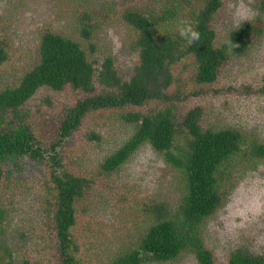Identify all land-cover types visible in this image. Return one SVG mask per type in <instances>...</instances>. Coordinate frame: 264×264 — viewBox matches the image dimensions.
<instances>
[{
  "label": "trees",
  "instance_id": "1",
  "mask_svg": "<svg viewBox=\"0 0 264 264\" xmlns=\"http://www.w3.org/2000/svg\"><path fill=\"white\" fill-rule=\"evenodd\" d=\"M225 4L111 0L102 17L81 6L78 17L86 42L47 31L37 64L17 83L3 84L0 74V264H39L21 253L22 245L10 235L11 211L4 204L11 183L32 184L34 179L41 184L40 218L49 231L48 246L40 249L47 256L57 255V264H88L77 227L89 196L103 198L111 184L73 171L66 149L73 148L87 119L108 112L131 125L132 135L105 157L96 175L110 178L149 145L182 172L186 191L176 206L140 201L150 224L136 237L135 248L121 251L107 264H168L189 254L197 264H217L204 239V225L234 191L239 168L264 159V142L234 127L216 128L207 123L204 106L190 105L209 95L226 66L246 54L262 34L261 24H243L219 42L217 21ZM106 20H122L133 31L137 55L124 75L113 57L100 63L91 56L97 50L91 39ZM7 60L0 47V66ZM43 90L77 97L69 101L59 123L52 118L42 125L56 135L50 143L38 139L32 123L41 117L33 116L31 102ZM50 101L46 97L45 104L52 106ZM89 136L100 139L95 132ZM228 264H264V252L238 248Z\"/></svg>",
  "mask_w": 264,
  "mask_h": 264
},
{
  "label": "rangeland",
  "instance_id": "2",
  "mask_svg": "<svg viewBox=\"0 0 264 264\" xmlns=\"http://www.w3.org/2000/svg\"><path fill=\"white\" fill-rule=\"evenodd\" d=\"M262 1L226 0L217 21L219 42L243 24H261L262 34L246 54L226 66L209 95L190 102L191 107H205L209 114L207 123L212 126L234 127L260 142H264V94L260 93L264 85ZM110 2L0 0V47L8 56L0 66L1 82L15 84L37 64L41 37L47 31L86 42L78 17L80 7L89 8L102 17L108 13ZM133 39V31L124 21L106 20L91 39L97 49L91 56L100 63L107 57H113L120 74L124 75L130 71L137 55ZM70 93L43 90L31 102L33 116L39 113L41 117L32 122L40 141L50 143V137H56L53 130L51 132L42 125L52 118L56 124L60 122L66 107L71 105L69 101H77L75 94ZM46 97L52 106L45 104ZM131 130V125L117 120L116 114L93 115L76 136L73 148L66 149L70 157L66 162L73 171L93 174L99 182L111 184L110 191L103 192L105 200L97 194L89 196L87 211L82 214L83 220L77 227L88 264H107L121 251L135 248L136 237L150 224L138 206L140 201L150 199V204L167 202L176 206L186 191L182 172L170 166L149 145L141 147L110 178L96 175L105 157L132 135ZM91 132L97 133L100 139H91ZM239 169L234 191L203 229L204 239L215 252L217 264H228L231 253L238 248L252 253L264 252V159ZM30 183L16 180L7 188L4 204L11 211L10 235L22 245L21 253L35 262L57 264V255L47 256L40 249L48 246L49 231L40 218L41 184L35 179ZM22 234L26 238L23 239ZM168 264H197V261L189 254Z\"/></svg>",
  "mask_w": 264,
  "mask_h": 264
}]
</instances>
